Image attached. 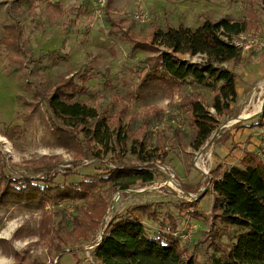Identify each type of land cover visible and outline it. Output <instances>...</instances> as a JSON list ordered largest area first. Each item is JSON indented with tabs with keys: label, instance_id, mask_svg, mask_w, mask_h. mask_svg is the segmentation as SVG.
I'll list each match as a JSON object with an SVG mask.
<instances>
[{
	"label": "rangeland",
	"instance_id": "rangeland-1",
	"mask_svg": "<svg viewBox=\"0 0 264 264\" xmlns=\"http://www.w3.org/2000/svg\"><path fill=\"white\" fill-rule=\"evenodd\" d=\"M13 1L0 0V40L4 37L5 25L16 24L22 32L18 51L7 50L0 43V169L14 180L54 178L55 185H64L79 183L86 176L102 175L108 168L136 165L150 169L154 180L126 191L114 192L107 185L100 186L94 195L105 198L109 207L99 228L91 232H76L73 227V217L80 213V208L88 207L85 201L50 204L44 211L35 206L0 205V264H15L18 256L31 264H94V247L102 240L108 224L148 204L159 205L160 219L166 214L174 217L181 247L201 263L208 264L215 254L207 247L209 238L205 235L211 228L213 201L211 176L207 172L211 173L218 165L225 169L237 166L242 160L241 147L251 144L250 139L244 143L242 136L237 142H227V147L224 140L229 135L222 132L227 128H221L231 122L239 129H244L240 127L243 123L250 125L249 128L257 127L253 122L258 118L250 117L251 113H246L242 106L252 91L258 93L257 103L263 100L259 93L264 91V51L242 53L237 62L224 65L238 74L240 100L221 116L213 114L219 123L208 147L194 151L190 147L189 120L178 108L179 90L145 101L129 98L127 93L136 90L138 76L149 57L141 51L131 54V48L133 40L151 42L156 40L155 33H166L168 27L176 29L184 24L197 29L204 17L214 21L246 20L249 27L245 34L264 36V1L107 0L100 7L88 0H23L17 12L11 11ZM51 3H59L61 11L50 7ZM250 10L253 16L248 13ZM143 12L148 19L140 22L135 15ZM119 21L125 23L112 29L111 23ZM112 30L115 35L110 34ZM161 50L166 51L164 47ZM178 57L190 63L205 61L203 56ZM84 74L91 78L89 92L79 99L88 101L100 112L106 110L110 119L108 133L101 138L107 147L101 144L97 147L102 151L97 160L92 156H77L59 146L44 99H33L34 89L53 87L61 78L73 75L78 80ZM29 86L33 91L27 89ZM182 91L186 95L200 92L206 109H210L212 93L207 89L188 85ZM154 105L164 114L161 123L164 119H174L175 123L161 128L164 137L151 131L146 148L141 150L142 139L137 138V130L141 121L150 117ZM126 106V117L118 123L116 115ZM175 130L180 133L179 139L175 137ZM119 132L125 141L121 146L115 141ZM43 162L54 165L46 168ZM205 191L204 197L198 198ZM186 203H192L193 208L186 207ZM58 210L63 211L65 218L56 215ZM44 214L52 217L53 233L41 240ZM142 223L151 236L162 230L157 222L145 217ZM58 225L64 250L52 256L48 244L51 237L57 236ZM223 240L229 242L226 237ZM60 242L56 240L57 245Z\"/></svg>",
	"mask_w": 264,
	"mask_h": 264
},
{
	"label": "trees",
	"instance_id": "trees-1",
	"mask_svg": "<svg viewBox=\"0 0 264 264\" xmlns=\"http://www.w3.org/2000/svg\"><path fill=\"white\" fill-rule=\"evenodd\" d=\"M22 1H13L11 11H20L19 4ZM49 5L61 11L58 3ZM248 13L253 16L252 10ZM124 23L112 22V29L119 28ZM248 27L246 20L231 21L221 18L214 21L204 17L203 24L197 29L179 24L176 29L168 27L166 33H155L156 40L151 42L133 40L131 54L141 51L149 54V57L144 71L138 76L136 90L127 93L129 98L145 101L156 99L159 94L172 95L175 90H179L178 108L184 112L192 129L190 147L194 151H200L219 123L209 110L213 108L221 116L238 100L237 74L224 65L237 62L241 52L225 38L244 33ZM110 34L115 35L116 32L112 30ZM21 37V29L16 24L5 25L4 37L0 43L7 50H17L22 43ZM161 47L166 51L161 50ZM184 54L203 56L205 61H182L178 55ZM16 60L20 65L23 64L21 60ZM90 79L89 74L80 76L78 80L74 75L61 78L53 87L34 89L33 99H44L51 113L59 146L75 152L77 156H92L97 160L102 154L97 147L104 145L101 138L108 133L110 119L106 110L100 112L88 101L79 99L88 95ZM188 85L202 87L212 93L210 109H206L200 92L190 95L183 93L182 89ZM32 88L27 87L30 91H33ZM127 108L128 106L122 108L116 115L118 123L126 117ZM152 108L150 117H145L137 130V138L142 139L139 145L141 150L148 144L152 127L158 125L164 115L155 105ZM262 118L258 121L261 128L264 127ZM174 132L179 139V131ZM158 133L165 136L163 130ZM115 138L117 146L125 144L120 132ZM53 165L43 162V167L46 168ZM210 174L212 221L211 228L205 235L206 239L209 238L207 247L213 250L215 256L208 264H264V159L258 151H247L239 166L225 169L223 165H218ZM53 180L54 178L39 180L29 177L14 180L0 169V205L35 206L44 211L50 204L85 201L88 202V207L80 208V213L73 217V227L76 232H91L99 228L109 207L105 198L94 195L100 186L107 185L114 192L117 189L126 191L137 185L151 183L154 173L136 165H121L108 168L102 175L86 176L79 183L55 185ZM185 206L193 208L194 205L186 203ZM56 215L61 219L65 218L63 211L58 210ZM143 217L157 222L162 230L151 236L142 223ZM160 218L159 205L148 204L113 219L102 240L94 247V264H204L181 247L176 237L177 220L167 214L163 219ZM52 223V217L44 214L40 225L41 240L52 235ZM55 234L57 236L51 237L48 244V251L52 256H57L64 250L60 225ZM225 237L229 242L223 240ZM56 240L61 242L57 245ZM15 264L31 263L26 262L23 256H18Z\"/></svg>",
	"mask_w": 264,
	"mask_h": 264
},
{
	"label": "crops",
	"instance_id": "crops-1",
	"mask_svg": "<svg viewBox=\"0 0 264 264\" xmlns=\"http://www.w3.org/2000/svg\"><path fill=\"white\" fill-rule=\"evenodd\" d=\"M23 3V2H21ZM52 4H55V3H52ZM59 4V3H58ZM12 7V5H11ZM238 75V74H237ZM240 82H239V79H238V99L240 98ZM263 95V100H258V103H257V98L256 96H258V93L255 92V91H252V93L250 94L249 97H247V103H244V105L242 106L243 110L247 113V112H250L251 115L249 114L250 117H254V118H258L257 119V122H253V124L256 123L255 126H257L256 128L254 127H247V126H250V125H247L246 123H243L242 125H240V127H244V129H239V127H237V125H234L236 123H233L231 122L229 125H223V127L221 128L222 129H225L223 130V134H228L229 135V138L227 140H224L225 141V145L227 146V142L229 143V141H232L235 140V142H237V140L239 138H241L242 136H244L245 140H244V143H246L249 139H250V142L251 144L248 146H245V147H241L242 148V159L244 158L245 156V153L247 151H250V152H257L259 150L258 146L262 140V134L264 132V127H259L258 125V121L260 119V117H263V123H264V91L262 93H259V95ZM240 100V99H239ZM238 103V100L237 102ZM263 103V105H262ZM234 105V104H233ZM232 107V106H231ZM250 117H247V118H250ZM238 122V121H237ZM221 137V135L218 136V139ZM231 143V142H230ZM228 147V146H227ZM225 147V148H227ZM240 164H237V166H239Z\"/></svg>",
	"mask_w": 264,
	"mask_h": 264
},
{
	"label": "built area",
	"instance_id": "built-area-1",
	"mask_svg": "<svg viewBox=\"0 0 264 264\" xmlns=\"http://www.w3.org/2000/svg\"><path fill=\"white\" fill-rule=\"evenodd\" d=\"M93 4H98L100 7H104L106 5L107 0H88ZM135 18L139 20L140 22H145L148 19V16L146 13H139L135 15ZM225 40L229 41L232 45H234L238 50H240L242 53H253V52H262L264 51V36L261 35H251V34H245L241 33L239 35H234L231 38H225ZM169 112V111H166ZM211 114H215V110L213 108L210 109ZM174 124L175 120L172 119L171 121L164 119L162 123L160 122L158 125L153 126V131L155 134L158 133V131L161 130V128H166L170 124ZM209 141V140H208ZM208 141L204 145L205 147H208L209 143ZM259 155L262 159H264V132L262 134V140L260 142V150H258ZM202 155V153L199 154V156ZM198 156V155H197ZM196 163V161H195ZM207 175L210 177V173L207 172ZM33 178V177H29ZM35 179V178H34Z\"/></svg>",
	"mask_w": 264,
	"mask_h": 264
},
{
	"label": "water",
	"instance_id": "water-1",
	"mask_svg": "<svg viewBox=\"0 0 264 264\" xmlns=\"http://www.w3.org/2000/svg\"><path fill=\"white\" fill-rule=\"evenodd\" d=\"M207 191V190H206ZM206 191L205 192H203V194L202 195H200L198 198H201V197H203V195L206 193Z\"/></svg>",
	"mask_w": 264,
	"mask_h": 264
},
{
	"label": "bare ground",
	"instance_id": "bare-ground-1",
	"mask_svg": "<svg viewBox=\"0 0 264 264\" xmlns=\"http://www.w3.org/2000/svg\"><path fill=\"white\" fill-rule=\"evenodd\" d=\"M262 105H263V103H262Z\"/></svg>",
	"mask_w": 264,
	"mask_h": 264
}]
</instances>
